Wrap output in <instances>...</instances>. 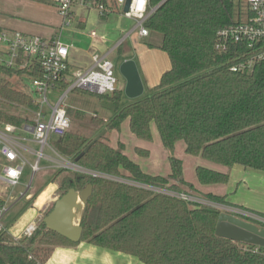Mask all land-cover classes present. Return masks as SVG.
<instances>
[{"label":"trees","instance_id":"trees-1","mask_svg":"<svg viewBox=\"0 0 264 264\" xmlns=\"http://www.w3.org/2000/svg\"><path fill=\"white\" fill-rule=\"evenodd\" d=\"M149 5L156 9L145 25L162 35L158 47L168 53L171 68L149 95L127 104L122 103V90L100 96L114 105L115 115L108 122L99 116L92 121L113 130L129 119L131 131L147 141L153 139L151 125L155 123L169 151L183 140L187 154L229 167L239 164L264 171V58L249 62L264 49V42L249 46L247 41L221 39L219 32L238 19L234 0H149ZM3 30L0 26V32ZM221 40H225L224 49L217 47ZM241 63L245 64L243 69H232ZM0 73V125L29 123L27 117L3 107L12 103L38 109L33 94L16 89L8 77L39 76V68L30 71L0 66ZM66 85L62 83L63 88ZM67 112L70 116L72 108ZM77 114L83 115L80 111ZM69 130L57 138L55 145L62 155L75 160L94 137ZM124 149L123 143L113 147L105 134L78 162L136 182L200 195L194 184L184 179L181 158L171 155V173L155 175L144 171ZM137 151L149 155L148 150ZM196 171L205 185L229 179L228 173L201 165ZM65 173L69 175L61 181L60 196L72 187L81 190L88 183L93 185L81 219L80 241L135 255L143 264H264V248L255 251L254 245L216 234L221 213L218 208L128 183ZM202 196L227 203L225 196ZM4 204L0 199V206ZM78 242L48 229L41 220L35 233L21 243L14 242L8 233L1 235L0 264H37L36 259L42 257L36 244L51 249Z\"/></svg>","mask_w":264,"mask_h":264},{"label":"built area","instance_id":"built-area-1","mask_svg":"<svg viewBox=\"0 0 264 264\" xmlns=\"http://www.w3.org/2000/svg\"><path fill=\"white\" fill-rule=\"evenodd\" d=\"M128 0H112L113 4H104L98 0H55L57 10L62 17V28L73 25L76 19V7L95 8L100 15L105 16L111 13L115 7L120 8L123 16L133 19L135 24L133 29H137L141 36H147L149 29L145 22L152 15L156 8H151L149 0H131L128 11L124 7ZM238 7V19L236 23L219 32L221 39L231 38L235 42L247 41L249 46L256 42H264V0H234ZM91 36H96L97 32L92 30ZM128 34H124L116 40L112 46L106 50H98L92 54V63L86 69L69 70L68 58L72 44L66 42L62 33L48 39L40 35L26 34L19 30H3L0 32V66L15 68L18 70L28 69L32 71L35 66L40 70L39 76L24 75L31 79V93L34 96L38 109L35 111L32 123L18 126L12 123L0 125V181L11 186L18 185L23 175L24 166L30 164L33 173L38 172L41 167L40 159L44 156V149L50 147L55 155L53 157L45 155L51 160L54 166L69 171L78 172L93 177L104 178L131 185H136L153 190L158 193L169 194L191 203L207 205L218 208L224 212H229L235 216L264 227V215L248 208L219 203L185 191H174L167 188L151 186L136 182L124 176H117L99 170H94L83 166L78 161L65 157L55 151L50 145L52 138H60L66 134L71 127V118L67 112L65 99L70 91L85 90L99 95L113 94L118 89V77L116 75V64L111 59V53L120 46ZM218 48H225V40L218 42ZM264 58V49L254 55L252 60ZM244 63L232 67L233 70L243 69ZM71 74V76H69ZM2 75L0 73V82ZM62 83L67 84L63 93H57L53 97L50 92L59 89ZM52 98L55 102H51ZM19 132L31 134L33 140L39 145V149H33ZM23 153L35 155L37 159L30 163ZM28 190V189H27ZM25 191L22 196L32 198ZM54 201L53 197L45 199L39 209L47 208ZM39 202L36 201V206ZM54 205V203H53ZM38 209V210H39ZM9 208L6 204L0 206V237L8 233L12 240L21 243L24 238L31 237L37 230L42 218L40 212L36 218L19 231H9L5 222V215ZM260 246H255V251H259ZM33 257V255H31ZM37 264L41 260L36 259Z\"/></svg>","mask_w":264,"mask_h":264},{"label":"crops","instance_id":"crops-1","mask_svg":"<svg viewBox=\"0 0 264 264\" xmlns=\"http://www.w3.org/2000/svg\"><path fill=\"white\" fill-rule=\"evenodd\" d=\"M13 1L17 3L21 2V0ZM109 4H113L112 0H110ZM46 7L48 8V6ZM75 11L78 15V18L75 19V22L71 27L65 29L62 28L63 20L57 9H53L51 14L48 15L41 24L39 22H34L33 20L31 21L21 18L14 22L0 23V26L6 30H19L26 34L40 35L48 39H51L62 33L63 39L66 42L72 44L68 58L70 70L69 73H71V71L73 72L75 69L88 68L92 63L91 57L94 52L110 48L116 40L120 39L124 34L129 33L125 41L111 53V56L115 52L119 54L118 64H116V73L121 76L123 80L121 82L120 78L118 77V90L123 91V104L129 103L134 98L128 97L124 92L126 79L119 70V66L122 62L126 60H134L144 86V92L151 90L154 86H156L160 82L163 73L171 68V60L168 53L158 47L162 42V35L160 33L150 31L147 36H141L137 29H133L135 24L134 20L123 16L120 12V8L115 7L114 10L107 16L100 15V13L95 8L76 7ZM92 30L97 32L96 36L90 35ZM155 40L159 41L156 42ZM69 76H71V74ZM61 88H63L62 85L59 89L62 90ZM97 114L96 116H99ZM112 117L110 116L100 118H103L105 122H108L112 119ZM96 126V133L92 136V138L96 134H99L103 129H106L98 125ZM122 128L125 130L127 128V132L129 133L131 140L130 143H126L120 139H114L116 135L115 133H117L119 136V132L122 131ZM151 128L153 139L156 133L158 135L157 139L159 140L160 146L165 148L162 143L157 125L152 123ZM109 133L113 134L111 137H108L109 143L113 147H117L118 144L123 143L125 146V153L137 163L140 162V155L145 156L140 154L137 151V148H142L149 151V155L145 157L151 156L150 147H148V145L151 144L153 139L152 141L145 142L147 140L138 138L130 129L129 119L123 121L120 129L106 131L107 136ZM19 134L24 137L26 143L33 142L34 144L38 145L33 140L31 134L26 132H19ZM178 142L176 143L175 149L177 148ZM131 147L133 148L135 154H132ZM31 148L36 149L32 146ZM178 151L185 152V145H182ZM188 155L190 154L186 155V159L191 162L192 158ZM192 157L199 156L192 155ZM193 159H195L196 163L194 166L192 164L193 167L190 169L188 174L186 173L185 160L183 162V173H185L184 179L193 183L196 190L200 192L201 196L208 193L225 196L227 205L248 208L264 215V171L248 168L239 164L229 167L204 158H202L203 160H197L196 158ZM139 164L144 170L143 165L141 163ZM199 165L228 173V181L225 183L206 185L200 183L196 171V168ZM43 168H49V166H44ZM144 171L155 175H161L158 173L149 172L146 169ZM170 173L171 165L170 171L167 174L169 175ZM59 186L60 180L56 186H50V190L48 192L44 191L42 194L43 198L41 196L38 199L39 204L38 206L35 205L34 208L37 207V209H39V206H41L42 202L49 197H53L55 202L60 196V194L58 195V193H56L59 189ZM35 211L36 214L33 212V218H27L28 222L37 217L36 208ZM14 231L19 230L15 229ZM41 264H143V262L135 255L102 247L88 241H80L73 245L66 244L52 247L47 257L44 260H41Z\"/></svg>","mask_w":264,"mask_h":264},{"label":"rangeland","instance_id":"rangeland-1","mask_svg":"<svg viewBox=\"0 0 264 264\" xmlns=\"http://www.w3.org/2000/svg\"><path fill=\"white\" fill-rule=\"evenodd\" d=\"M46 6H48V8ZM53 9H57L54 0H21L20 3H17L13 0H0V23L14 22L21 18H25L31 21L33 20L34 22H39L41 24L44 22L45 18H47V16L51 14ZM77 18L78 15L76 19ZM111 57L114 63L118 64L119 54L115 52ZM117 77L120 78L121 82L123 81L121 76L118 75ZM8 80L11 81L16 89L28 94L31 93L32 84L29 77H19L15 75L12 77H8ZM64 91L65 89H56L55 91L50 92V95L53 97L56 93L61 94ZM150 93L151 90H148L145 91L141 96H147ZM51 102L54 103L55 99L52 98ZM65 105L68 108H72V112L70 113L71 127L69 133H77L87 137H92L96 133L97 126L92 121V119L96 117L97 113V115H99L100 117H112L115 112L114 105L107 98H102L95 93L79 89L69 92L68 96L65 99ZM3 107L8 109V111L11 113L27 117L28 119H30L29 123L33 122L36 110H32L25 106H12V103L6 104V106L3 105ZM78 111L82 112L83 115H76V112ZM115 134V140L120 139L126 143H130L131 140L129 137V133L127 132V128L126 130L122 128V131L119 132L120 137L117 133ZM112 135V133H109L108 137H111ZM157 138L158 135L155 133L153 141L148 145V147H150L151 156H139V163L143 165L144 170L146 169L149 172L158 173L161 175H168L167 173L170 171L169 157L171 155H174L179 158L181 157L183 162L185 160L186 173L188 174L190 169H192V167L196 163L195 159L193 158H196L197 160L202 159L200 157H192V155H188L192 158L191 162H189L186 159L187 154L185 152L178 151V149L182 145H185L183 141L178 142L177 148L174 149V151H169L160 146L159 140ZM56 141L57 138H52L50 144L55 151L59 152L55 145ZM27 143L29 146L36 148V150L40 148L33 142ZM119 145L120 144H118L117 147H119ZM131 150L132 154H135L132 147ZM23 155L30 163H34L37 159L35 155H30L28 153H23ZM45 155L53 157L55 153L50 147H46L44 149V156L39 161L41 169L36 173H33L30 164L25 165L23 175L18 185L11 186L3 181H0V199L9 208L4 219L9 228V231H14L15 229L22 230L27 225L28 219L34 216V213L36 214L35 208L37 210V215H39L40 212L42 213L43 216L41 220H43L44 216L52 208L54 201H52V203L49 204L47 208H42L39 210L37 209V207L34 208L36 201L42 196L44 191L48 192L50 190V186H56L59 183V180L61 184L63 177L69 175L65 173V171L69 170L54 166V163L51 160H46ZM44 166H49V168H43ZM26 190L32 196V198L22 196V194ZM56 193H58V195L61 194L60 188ZM36 247L41 248L40 255L43 260L48 255L50 248L44 247L39 244H36Z\"/></svg>","mask_w":264,"mask_h":264},{"label":"water","instance_id":"water-1","mask_svg":"<svg viewBox=\"0 0 264 264\" xmlns=\"http://www.w3.org/2000/svg\"><path fill=\"white\" fill-rule=\"evenodd\" d=\"M131 0H128L124 11H128ZM120 73L126 79L125 94L130 98H137L144 92V86L134 60H126L119 66ZM107 129H104L85 147L75 161L79 159L100 140ZM93 192V185L88 183L83 189L70 188L64 195L54 202L52 210L43 218L48 229L53 230L73 242L82 238L83 227L81 219L85 206ZM216 234L228 238L239 244L254 245L264 248V227L222 211L218 217Z\"/></svg>","mask_w":264,"mask_h":264}]
</instances>
